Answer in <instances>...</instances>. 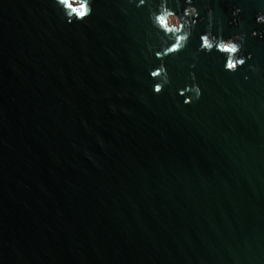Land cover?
<instances>
[{"label": "water", "instance_id": "95a60500", "mask_svg": "<svg viewBox=\"0 0 264 264\" xmlns=\"http://www.w3.org/2000/svg\"><path fill=\"white\" fill-rule=\"evenodd\" d=\"M161 2L68 23L56 0H0V264H264V0H192L163 61ZM210 24L245 34L238 71L200 51Z\"/></svg>", "mask_w": 264, "mask_h": 264}, {"label": "clouds", "instance_id": "9594fccd", "mask_svg": "<svg viewBox=\"0 0 264 264\" xmlns=\"http://www.w3.org/2000/svg\"><path fill=\"white\" fill-rule=\"evenodd\" d=\"M146 0H139L137 6H142ZM57 6L61 8L68 23L84 21L88 19L93 11V0H56ZM189 5L185 8L183 16H178L175 11L168 7V0H162L159 10L153 11L151 19L154 27L159 32L163 33L162 37V51L156 52L157 58L163 61L168 55L177 54L182 51L188 44L192 30L197 23L199 17L198 9L192 6V0H186ZM242 11L240 8H236L233 12V16L236 17ZM211 10L209 16L211 17ZM236 22V21H234ZM258 24H264V13L258 14L256 18ZM211 24L209 25V31L201 36L200 51L211 53L214 50L218 51L221 55L226 57L224 68L229 72H236L240 67L244 66L247 59H251V54L247 57L242 56V51L245 43V34H237L233 38L223 39L222 36H217L211 30ZM253 36H261L264 38V32H253ZM169 41H173L169 46ZM253 70H256L253 68ZM151 77L160 81L154 85L155 94H161L165 85L170 83L169 74L166 66L161 63L160 67L152 70ZM192 78L195 79V75L192 74ZM193 93V95H187V93ZM181 96H186L184 103H193L203 95V90L198 84H193L180 91Z\"/></svg>", "mask_w": 264, "mask_h": 264}, {"label": "flooded vegetation", "instance_id": "af4514ba", "mask_svg": "<svg viewBox=\"0 0 264 264\" xmlns=\"http://www.w3.org/2000/svg\"><path fill=\"white\" fill-rule=\"evenodd\" d=\"M189 5H187V7H188ZM192 6H194L193 4H192ZM195 7V6H194ZM177 14V13H176ZM184 14V13H183ZM178 15V14H177ZM179 16V15H178ZM215 34V33H214Z\"/></svg>", "mask_w": 264, "mask_h": 264}]
</instances>
